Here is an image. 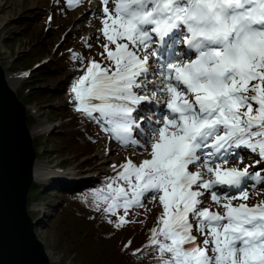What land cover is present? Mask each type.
Segmentation results:
<instances>
[{"label": "snow or ice", "instance_id": "6c2138e0", "mask_svg": "<svg viewBox=\"0 0 264 264\" xmlns=\"http://www.w3.org/2000/svg\"><path fill=\"white\" fill-rule=\"evenodd\" d=\"M81 2L66 0L68 7ZM100 12L105 63L89 59L70 86L71 102L122 146L143 148L150 158L138 165L126 158L85 199L91 196L107 223L121 228L144 196L158 197L162 212L142 246L154 251L156 264H264V201L246 203L247 182L255 188L264 171L226 166L230 155L242 162L240 148L264 162V0H100ZM176 45L186 51L175 53ZM151 58L157 91L138 95ZM157 92L164 97L157 101L166 109L162 118L137 121L133 113ZM145 120L150 136L141 128ZM135 130L148 145L135 139ZM205 193L222 212L201 207Z\"/></svg>", "mask_w": 264, "mask_h": 264}, {"label": "rangeland", "instance_id": "374dc122", "mask_svg": "<svg viewBox=\"0 0 264 264\" xmlns=\"http://www.w3.org/2000/svg\"><path fill=\"white\" fill-rule=\"evenodd\" d=\"M90 1L92 0H82L79 6L68 7L66 0H0V67L6 75H16L19 78V82L14 88L9 87L14 93H17V100L26 105L28 130L33 131L39 123H44L46 126L40 134L33 131L30 136L35 152V161L52 169L53 167L59 169L64 172L63 174L68 172L76 175L72 176L76 177V180L69 178L71 181L67 180L68 182L63 181L64 178L56 179V176L48 182L40 180L38 185L37 182H33L35 186L27 198L26 207L32 221L42 219L41 223L36 226V230L45 247L46 254L51 256L52 260L48 258L49 264L80 263L76 254L70 255L57 248L64 241L61 239L62 231L76 222H83L73 217L68 219V213L61 214L63 213L62 206L52 210L49 205L55 206L58 204L57 202L60 203L66 185L75 187L76 184H80L86 179L94 183L99 182L102 176H107L114 170L113 165H116L118 169L119 165L130 157L133 150L131 145L122 146L97 125L98 130L102 133L98 148L86 156L80 155L79 152L72 153L68 149L69 144L66 140L58 137L63 133V127H67L66 124L72 118L67 114L58 116L61 109L67 108L66 104L72 103L73 94L61 93V87H64L65 80L64 70L57 68L54 74H47L49 69L45 68L38 72L35 71L39 65L47 62L59 67L62 58L69 52L82 57V61L95 59L104 64L106 54L102 56L101 53H103L102 45L105 43V39L97 31L101 27L102 17L98 1L96 2L97 10L88 11L84 21L78 24V12ZM108 6L110 9L113 7L111 3ZM73 60L80 62V59ZM84 71L86 69L77 71V77L83 75ZM52 89L54 90L52 91ZM136 93L144 94L140 91ZM159 95L163 100L162 94L159 93ZM93 122L95 123V121ZM90 124L91 120L86 122L87 127H90ZM141 128L144 126L141 125ZM145 129L147 128L145 127ZM147 133L151 135L150 130ZM134 137L142 145L146 143L136 130ZM125 147L131 149L127 154L122 152ZM235 152L242 157V162L236 156L230 155L226 166H235L240 169L248 166L250 172L264 171V162L256 163L260 160L257 154L246 148L236 149ZM90 157L96 158L95 164L84 165L83 163L87 162ZM190 170L195 171L196 169L190 166ZM252 183V181H248L246 184L250 194L246 203L250 206L264 201V182L255 188L252 187ZM56 186L59 189H56ZM229 194L236 195V192ZM142 202L143 206L148 205L152 208V216L157 222V217L162 212L158 197L153 200L151 194H148L142 198ZM240 202L242 201H233L234 204ZM143 206L142 208L133 207L137 209L134 214L139 215ZM201 207H209L211 211H223L212 202L210 193H205L202 197ZM120 210L123 211V209ZM46 217H49V221ZM190 220L195 225V220L191 217ZM192 234L197 237L196 243L203 246L205 237L195 231V227Z\"/></svg>", "mask_w": 264, "mask_h": 264}, {"label": "trees", "instance_id": "16d2710c", "mask_svg": "<svg viewBox=\"0 0 264 264\" xmlns=\"http://www.w3.org/2000/svg\"><path fill=\"white\" fill-rule=\"evenodd\" d=\"M80 62L79 60L74 61L73 53L69 52L64 55L59 67L47 62L39 65L35 71L38 72L45 68L49 69L47 74H54L57 68H62L65 80L64 87H61V93L72 95L69 89L73 80L77 78L76 72L79 70L83 71L88 66V61L80 60ZM66 105L67 108H64L65 110L61 109L62 111L58 112V116L67 114L72 118L66 124L67 127H63V133L58 137L66 140L69 144L68 149L72 153L79 152L80 155L84 156L93 153L98 148L102 139V133L97 128L98 124L91 120L90 127H87L86 122L90 119L76 112L73 103ZM91 157L83 164L94 165L96 158ZM116 171L117 168L109 172L107 176H102V179L97 183L86 179L84 182L76 184L75 187L66 185L60 203L57 202L58 204L55 206L49 205L52 210L62 206L63 213L61 214L66 215L65 213H68V219L73 217L83 221L76 222L62 231L61 239L64 241L60 242L61 244L58 245L57 249L63 250L70 255L76 254L77 258L80 259V263L78 264H156V261L153 259L155 255L154 251L152 249H142V246L148 240L150 230L157 223L156 219L152 216L153 210L151 207L148 205L143 206L139 215L134 214L137 209H129L127 216L129 223L121 228H116L107 223L103 218L102 212L97 211L92 206L91 196H88L87 200L85 199V196L89 194L91 189L101 187L103 185L101 183H105L109 178L114 177ZM63 181L66 182V180ZM36 187L38 186L36 185ZM56 189H59L58 186H56ZM119 214L123 215L124 211L119 210ZM46 218L49 221V217ZM111 219L115 220L116 217L112 216ZM129 241H131L129 247L125 248V245ZM136 249L142 250L133 255L132 253Z\"/></svg>", "mask_w": 264, "mask_h": 264}, {"label": "water", "instance_id": "95a60500", "mask_svg": "<svg viewBox=\"0 0 264 264\" xmlns=\"http://www.w3.org/2000/svg\"><path fill=\"white\" fill-rule=\"evenodd\" d=\"M0 67V264H49L26 207L33 188L35 152L26 105L17 100Z\"/></svg>", "mask_w": 264, "mask_h": 264}, {"label": "bare ground", "instance_id": "6f19581e", "mask_svg": "<svg viewBox=\"0 0 264 264\" xmlns=\"http://www.w3.org/2000/svg\"><path fill=\"white\" fill-rule=\"evenodd\" d=\"M99 2V0H92L90 1L86 7H84L82 10H80L78 12V16L77 18L79 19V22L78 24H80V22L84 21L85 19V16H86V13H88V11H95L97 10V6H96V2ZM77 23V22H76ZM167 52H165L166 54ZM152 59V58H151ZM150 68V67H149ZM150 72V71H149ZM6 80H7V83L9 86H11L12 88H14V86L19 82V78L16 77V75H6ZM10 87V88H11ZM157 87L158 85L155 84V83H152V84H148L146 87L144 88H140V89H135L136 92H143L144 95H148L149 97H152V93L153 92H156L157 91ZM11 88V89H12ZM140 95V94H138ZM162 98H163V95H162ZM161 100V95H159V93L157 92V95L155 96V98H153L151 100V102H143L137 109V111L133 114H137L139 115V117L141 116H144V113L142 111H140L141 109H144L147 111L148 110H153L155 112H162L163 110V105L162 104H157V101H160ZM161 114V113H160ZM140 119V118H139ZM143 125L145 126H148L147 124V120H145V122L142 123ZM45 124L44 123H39L35 129L33 131H35V133H41L42 131H44L43 129L45 128ZM33 131H28L29 132V137L32 136V133ZM137 133L139 134V136H141L140 134V131L137 130ZM150 135V134H149ZM141 138L146 142L144 145H148V141L145 140L142 136ZM32 142V141H31ZM133 147V150H132V153L130 154V159H132L137 165L142 162L144 159H148L150 158L149 157V154L148 152L144 151L143 148H139V147ZM128 147H125V149L122 150L123 153L127 154L129 153V151H131V149H127ZM149 151H150V148H149ZM195 168V167H194ZM64 172L63 171H59V169L57 170L56 168L53 167L50 168L49 166H46V165H43V164H40L38 161H35L33 162V166H32V176H33V180L34 182H37L36 184L38 185V182H40V180H45V181H49L51 180L52 177H55L56 176V179H61V178H64L63 180H66V182L70 181L69 178H72L73 180H76L75 178L76 177H72V176H76L74 174H70V173H66V174H63ZM68 180V181H67ZM53 183V182H52ZM42 185V184H40ZM218 189H221V188H218ZM226 189V188H225ZM224 189V190H225ZM46 254V252H45ZM51 254V253H50ZM46 257L47 259L50 258L51 259V256H49V254L47 253L46 254ZM52 260V259H51ZM49 263V261H48Z\"/></svg>", "mask_w": 264, "mask_h": 264}]
</instances>
